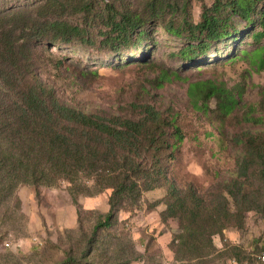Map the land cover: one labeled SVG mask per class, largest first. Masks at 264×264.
<instances>
[{"label": "trees", "instance_id": "1", "mask_svg": "<svg viewBox=\"0 0 264 264\" xmlns=\"http://www.w3.org/2000/svg\"><path fill=\"white\" fill-rule=\"evenodd\" d=\"M258 3L263 6L261 30L254 34L259 41L264 39V0H211L196 21L166 19L186 12V0H144L141 8L127 0H41L30 8L0 10V188L11 192L21 183L38 187L64 180L77 207V196L89 191L85 180L108 190V211L93 226L83 258L96 255L100 232L114 224L119 211H135L142 193L154 189L164 191L161 223H176L168 248L181 263L205 260L216 251L214 236L242 229L249 212L264 228V90L258 102L244 100L242 85L228 86L211 75L190 81L184 96L164 104L159 91L188 77L151 61L139 64L134 78L116 87L118 94L129 95L106 109L87 106L73 94L64 97L55 82L42 78L50 65L54 76L67 78L78 91L86 83L102 84L105 78L96 70L72 69L47 47L73 41L91 45L93 27L103 30L101 44L114 49L142 39L146 32L140 28L147 22L161 21L168 33L196 42L172 55L194 59L235 32L232 15L249 20ZM67 14L78 15L79 23L67 20ZM241 56L255 70L264 68V43L242 49ZM186 143L201 158L209 188L193 173L180 171L179 153ZM229 146L236 156L227 153ZM229 163L233 166L221 169ZM258 238L264 241V235ZM231 249L237 262L242 253ZM120 251L114 252L113 264L130 263L118 258ZM76 260L69 253L58 264Z\"/></svg>", "mask_w": 264, "mask_h": 264}, {"label": "rangeland", "instance_id": "2", "mask_svg": "<svg viewBox=\"0 0 264 264\" xmlns=\"http://www.w3.org/2000/svg\"><path fill=\"white\" fill-rule=\"evenodd\" d=\"M41 0H0V10L14 7H33ZM101 3V0H98ZM135 7L141 8L144 0H127ZM186 12L167 14L166 19H188L196 21L202 5H209L211 0H186ZM263 6L258 3L250 19L232 15L235 32L229 37L213 42L204 54L194 59H180L174 55L188 43H196L186 35L175 36L166 31L161 21H149L142 28L145 36L133 45L119 46L114 49L101 44V29L93 27L96 42H56L47 45L54 57H61L72 69H93L105 79L100 82L86 83L82 91L68 85V79L61 80L54 76L53 67L46 66L42 78L51 80L59 86L58 94L80 98L87 106L103 105L106 109L114 108L127 97L125 91L118 94L115 90L119 84L132 80L136 68L143 62H155L170 70H176L186 81L166 85L162 101L168 104L184 96V89L190 81L205 79L211 75L223 80L228 86H243V97L258 102L261 90H264V68L255 70L248 60L241 56V50L251 51L264 43L254 34L261 30ZM71 22L79 23V16H64ZM42 62H39V64ZM36 67V65H35ZM41 70V69H40ZM42 71V70H41ZM94 81V80H93ZM68 86L71 93H68ZM264 114V107H262ZM231 134L232 131L229 129ZM190 144H183L179 153L180 171L193 173L194 180L205 189L209 188L210 178L201 169V158L193 152ZM194 150V149H193ZM195 151V150H194ZM227 153L236 156L235 147L229 146ZM212 158V161H216ZM223 162L230 160L223 159ZM233 163L222 164V170L230 168ZM88 192L77 196V207L69 189V183L59 180L52 185L35 187L30 183H21L13 191L0 188V264H58L67 254L77 258L73 264H113L114 252H119L121 259H131L128 264H255V252L264 250V228L259 216L247 213L246 224L240 229H229L213 238L216 251L205 260L183 262L175 260L168 248L172 234L177 233L174 221L165 224L159 219L162 209L163 189L145 191L140 197L136 210L129 213L119 211L117 219L110 227L103 229L97 242L95 256L87 254L82 257L93 226L108 211V190L98 189L91 180H85ZM232 246L241 251L237 262L232 258ZM253 253V254H252ZM249 255V256H248ZM248 256V257H247ZM236 258V257H235ZM235 261V262H234ZM241 261V262H240Z\"/></svg>", "mask_w": 264, "mask_h": 264}, {"label": "built area", "instance_id": "3", "mask_svg": "<svg viewBox=\"0 0 264 264\" xmlns=\"http://www.w3.org/2000/svg\"><path fill=\"white\" fill-rule=\"evenodd\" d=\"M256 259L261 262L264 263V250H260L257 254H256Z\"/></svg>", "mask_w": 264, "mask_h": 264}, {"label": "crops", "instance_id": "4", "mask_svg": "<svg viewBox=\"0 0 264 264\" xmlns=\"http://www.w3.org/2000/svg\"><path fill=\"white\" fill-rule=\"evenodd\" d=\"M161 209H159V211H160Z\"/></svg>", "mask_w": 264, "mask_h": 264}]
</instances>
